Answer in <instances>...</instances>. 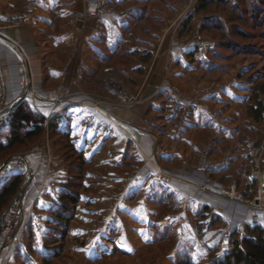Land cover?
<instances>
[{
	"label": "crops",
	"instance_id": "crops-1",
	"mask_svg": "<svg viewBox=\"0 0 264 264\" xmlns=\"http://www.w3.org/2000/svg\"><path fill=\"white\" fill-rule=\"evenodd\" d=\"M88 1L0 0L3 21L8 7L30 16L50 13L51 26L41 34L19 24L2 29L0 69L5 102L26 100L46 120L57 118L86 159L66 247L74 248L77 264H171L184 252L194 263L210 264L208 249L221 252V236L251 224L245 199H229L209 184L243 189L248 154L239 147L236 125L244 95L232 91L227 73L215 74V66L199 61L198 29L181 34L174 18L165 19L155 37L131 36L135 23H120L121 6L88 17ZM200 23L196 19L195 27ZM2 35L25 52L28 92ZM118 89L134 93L137 102L125 106ZM261 135L253 142L264 155V130ZM26 153L37 212L46 219L68 179L67 163L45 136ZM215 161L222 164L212 167ZM32 228L46 233L51 224ZM165 232L174 238L164 251Z\"/></svg>",
	"mask_w": 264,
	"mask_h": 264
},
{
	"label": "trees",
	"instance_id": "trees-1",
	"mask_svg": "<svg viewBox=\"0 0 264 264\" xmlns=\"http://www.w3.org/2000/svg\"><path fill=\"white\" fill-rule=\"evenodd\" d=\"M186 1L141 0L142 5H138L129 14L128 26H132L133 23L138 25V37H154L156 29L164 24L160 16L147 11V4L151 2L165 4L171 9L170 11H177ZM212 9L219 11L220 14L222 12L223 18L221 15L210 16L204 18L199 25V31L207 33L214 39V46L208 50V59L204 63L213 65L211 61L213 56L218 55L222 49L235 54L257 52L264 55V0H194L192 9L179 22V33L189 32L193 26L194 17L211 12ZM253 30H259V32ZM257 37L261 40L259 49L257 44L240 42ZM258 94H262L263 98L257 97ZM263 113L264 83H260L257 85L254 104L248 106V115L251 119L259 121ZM45 132L49 136H58L62 144L64 142L61 146L68 172V179L59 191L53 203L54 207L49 208L54 224L48 231L49 235L46 239L48 241L57 238L58 235H54V232H59L61 239L67 235L69 222L74 216L75 206L83 186L86 163L83 153L74 147L70 141L69 132L59 129L57 118L47 121L45 116L34 109L28 101L21 100L12 110L9 122L0 129V158L8 150L16 147L24 148L26 144L42 137ZM21 182L22 174L15 172L10 173L0 184V213L18 191ZM30 230L33 232L32 226ZM245 231V236H239L233 240L234 248L228 254H222L211 262L213 264H264V223L249 224L245 227Z\"/></svg>",
	"mask_w": 264,
	"mask_h": 264
},
{
	"label": "rangeland",
	"instance_id": "rangeland-1",
	"mask_svg": "<svg viewBox=\"0 0 264 264\" xmlns=\"http://www.w3.org/2000/svg\"><path fill=\"white\" fill-rule=\"evenodd\" d=\"M6 1L8 2L11 0H3V2L5 3ZM154 2L147 4V11L150 13H155L156 15L160 16L164 24L162 25V27H159L158 29H156L157 30L155 32L156 34L161 33V31L166 26L167 23L165 22V19L174 20L175 18L177 21L179 20L180 22V20L185 16V14L189 10L192 9L194 5V0H187L183 5L179 6L177 11L175 10L170 11L171 9L167 8L165 4L161 5L159 3H154ZM94 4H103L105 11L114 8V6L115 7L121 6L119 11L128 9V13H127V16L125 17V20L123 22L119 20L121 24H124L129 14L134 9H136L138 5H142V2L141 0H90L86 2L84 11H86L87 7H89L90 5H94ZM110 4L111 5L113 4L114 6L110 7ZM17 10H20V11H17ZM25 10L23 8H15V7L5 8L4 14H5V17H7V19L5 17H4V21L0 19V32L2 31V29L3 30L11 29L12 26L14 27L15 25H18V24L22 28L25 27V29L23 30L33 29L34 31H36V33H39V34L49 29V26H51V24L49 25L46 19L48 18L47 16H49L50 13H47V11L44 12L43 10L39 9V10H35V12H33V15L30 16L29 13H27ZM20 14H26L28 16V20L23 22V21H20L18 18H16ZM59 14L60 13H58V11L57 12L54 11L52 17H58ZM220 15L223 18L222 12L220 14L219 11H216V10L213 11V9L211 12H206L203 14L196 15V17H194V23L190 31L193 32L195 29H198V32L200 35L204 34L206 38L214 42V39L211 36H209L205 32L199 31V27L198 28L195 27V21L198 18H200V20L202 21L204 18H207L210 16H220ZM40 18L42 19L41 22H40ZM43 18L45 19L43 20ZM53 23H55L54 25L57 26V22H53ZM137 26L138 25L133 26V28L128 31L129 35L135 36L139 34ZM253 31L259 32V30H253ZM4 37L6 36L4 35ZM15 42L19 44L17 41ZM240 42H245L246 44L247 43H252L255 45L257 44V48L259 49L260 46L258 45L261 43V40L257 37L252 40H244V41L241 40ZM22 51L24 52L23 49ZM24 55H25V52H24ZM211 61L214 63L211 66H215V69L212 68L214 73L220 74V75L227 73L228 85L230 88H232V91L241 90V92L239 91L238 93L244 95L243 99L241 100L242 101L241 104H239L237 107L238 114H239L238 116L239 121H238V125H236V129L239 130L237 131L238 133L237 141H238L239 147H241L242 149L244 148L245 150L247 141L249 139L254 141L258 135L259 137H261L262 136L261 134L263 133V130H264V113L262 114V117L259 121H255L251 119L250 116L248 115V106L250 104H254V98H255V93L257 90V85H259L260 83H264V73H263L264 55L259 54L257 52L235 54V52L233 53V52L228 51L227 49H222L219 51L218 55L216 54L213 56ZM19 64L20 63L18 61V69H19ZM108 79H112V77L110 78L108 77ZM130 94L135 95L134 93H130ZM1 97H3V100H4V80H3V74L0 69V99ZM257 97L263 98V95L258 94ZM44 136L47 137V139L52 141V144L55 146V148L59 149L62 152V157L64 158V153H63L64 150L62 147L64 145V142L62 144V142H59L58 136H49L47 132H45L42 137ZM40 138H37L32 143L26 144L24 148L16 147L14 149L8 150L6 153H3V155L0 158V161H3L9 158L10 156L17 155V154H24L26 157V161H27L26 152L29 150V148L33 144L39 141ZM2 139L3 141L5 140L4 135L2 136ZM246 152H247V149H246ZM263 165H264V161L262 162V167ZM30 170L32 171V169ZM18 173L22 174V182L18 188V191L15 193V195L12 197V199L9 201V203L0 213V220H1L5 212H7L11 206L15 205L16 207V211L12 216L11 226H9V229L6 232H4L5 235H3L2 233L3 231H0V241L4 242L5 240V242L2 244L0 248L1 250H3L2 253H0V264H45V260L47 261L46 264H77L76 263L77 254H75L74 248L72 249V248L66 247V241L67 239H69L68 232H67V235L62 239L61 237H59V232L58 233L54 232V235H58L57 238H55L54 240L47 241L46 240L47 235H49L48 231L45 233V232H35L34 230L32 232L30 230L31 226L37 225L39 223H43V224L49 223L53 226L54 220L52 219V215L50 214L49 209H47L49 212L47 215L49 216L48 218L45 219L43 217L41 219L39 217L40 211L37 212V208H38L37 204L39 202V198H37L36 195L33 194L34 190L31 184L32 174L31 176L29 175V167L27 166V164L24 170H21ZM230 184H234V183H230ZM230 184H227V185H230ZM236 189L237 191H243V189L242 190L239 189L237 185H236ZM54 205L55 204H51L49 205L48 208H52L54 207ZM166 211L167 209H165V212ZM74 214H75V210H74ZM73 219H74V216L70 220L69 225ZM16 229L17 231H15ZM68 229H69V226H68ZM12 232H13V235H12ZM199 234L200 232L197 231V235L199 236L198 238L200 240L201 237ZM40 235H43V236L40 237ZM164 235H165L164 236L165 239L163 238L164 239L163 246H164V251H165L168 243L172 242L174 235L167 233V232H165ZM9 236H11L10 239H8ZM230 236H231L230 239L232 241L239 237L236 231H233L230 234ZM222 237L223 236H221L219 239L220 243L222 242ZM40 239L42 242L39 241ZM208 252H209L210 264H213L211 262L212 259H217L221 257L222 255V253L220 252V248L218 250L217 247L216 248L214 247L211 250L208 249ZM179 257H180L179 258L180 260L178 262L175 261L174 263H171V264H206L205 262L201 260H197L198 263H194L193 261L190 260V257H188L185 252L180 253ZM138 259L140 258L138 257ZM122 260H127V259L122 258ZM115 261H118L119 263L118 262L113 263L111 261L107 263L105 262V260H103V261H100V263L93 261L92 263H88V264H123V263H120V260L115 259ZM162 264H170V263L164 262Z\"/></svg>",
	"mask_w": 264,
	"mask_h": 264
},
{
	"label": "built area",
	"instance_id": "built-area-1",
	"mask_svg": "<svg viewBox=\"0 0 264 264\" xmlns=\"http://www.w3.org/2000/svg\"><path fill=\"white\" fill-rule=\"evenodd\" d=\"M84 12L85 16L96 17L103 14L105 12V8L103 4H94L87 7L86 11ZM127 13L128 9L119 11V20L121 22L125 20ZM16 18L23 22L28 20V16L26 14H20ZM196 36L198 59L201 62H206L208 59L207 52L209 49L213 48L214 42L206 37H201L198 33H196ZM1 38H3L2 41L8 45L7 47L19 58V69L21 71L20 83L25 89V92L30 91L29 74L26 67V57L24 55V52L22 51L20 45L17 44L15 41L4 37ZM106 82L109 84H114L115 80L113 78L107 79ZM55 92V89L51 91V93L53 94ZM118 92L119 95L122 97V103L125 106H131L137 102L136 95L130 94L122 89H118ZM5 105H7V103L3 100V97H1L0 109ZM14 107V105H11V108L9 110L0 115V129H2V127H4L9 122ZM49 120L50 118L47 119V121ZM246 149L248 154L249 173L245 177L243 191H237L235 184L223 185L211 181L209 182V184H216L219 192L229 199H245L251 211L250 223H264V169L262 167L264 155L262 153L261 148L255 145V143L250 139L246 143ZM26 164V157L24 154L13 155L3 161H0V184L10 173H15L24 170ZM221 164L222 161H215L211 163V166L218 167ZM204 187L205 185L202 186V188ZM6 213L7 212H5V214ZM5 214L0 220V231H3V235H5L4 232H6L9 229V226H11V221L9 223H6L5 226L3 225L4 223H2V220L4 219ZM238 235L245 236L246 231L244 229H240ZM11 236H9L8 239H10ZM4 242L0 241V248ZM221 244L222 254H228L234 248V242L230 239L228 234L223 235ZM2 251L3 250L0 249V253H2Z\"/></svg>",
	"mask_w": 264,
	"mask_h": 264
},
{
	"label": "bare ground",
	"instance_id": "bare-ground-1",
	"mask_svg": "<svg viewBox=\"0 0 264 264\" xmlns=\"http://www.w3.org/2000/svg\"><path fill=\"white\" fill-rule=\"evenodd\" d=\"M14 208H15V210H14ZM15 211H16V207H15V205H14V206H11V207L8 209L7 213L5 214L4 219L2 220V223H4V224H3L4 226L6 225V223H9V222L11 221L12 216H13V214L15 213ZM13 231H14V230H13ZM15 231H17V229H16ZM12 235H13V232H12Z\"/></svg>",
	"mask_w": 264,
	"mask_h": 264
},
{
	"label": "water",
	"instance_id": "water-1",
	"mask_svg": "<svg viewBox=\"0 0 264 264\" xmlns=\"http://www.w3.org/2000/svg\"><path fill=\"white\" fill-rule=\"evenodd\" d=\"M4 37V36H3ZM4 38H6V37H4ZM27 64V63H26ZM27 71H28V74H29V84H30V82H31V76H30V71H29V68H28V65H27ZM11 108V105H9V104H7V105H5L4 107H2L1 109H0V115H2L3 113H5L7 110H9ZM31 174H32V171L30 170V168H29V175L31 176Z\"/></svg>",
	"mask_w": 264,
	"mask_h": 264
}]
</instances>
